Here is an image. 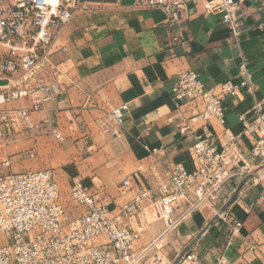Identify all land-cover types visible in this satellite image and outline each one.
I'll return each instance as SVG.
<instances>
[{
  "label": "crops",
  "instance_id": "obj_1",
  "mask_svg": "<svg viewBox=\"0 0 264 264\" xmlns=\"http://www.w3.org/2000/svg\"><path fill=\"white\" fill-rule=\"evenodd\" d=\"M81 1L91 8L77 12L57 34L51 64L42 72L45 82H58L64 93L46 111L32 115L47 124L46 131L8 147L9 172L52 169L62 183L78 179L85 187L96 188L119 216L136 193L159 188L164 169L152 150H163L165 163L194 168L191 140L169 122L176 115L172 88L181 72L196 71L206 88L237 83L242 52L264 97V0H237L241 48L220 16L204 13L206 0H185L179 24H170L161 9L138 8L137 0ZM124 104L129 106L125 124L104 130L101 119ZM250 105L248 96L227 101L231 130L239 131L237 116ZM55 129L61 140L52 134ZM245 154L255 165L248 150ZM126 179L132 180V190L123 194ZM148 206L147 202L139 215L124 220L129 228L141 231L138 250L165 230L162 221L147 220ZM182 210L185 205L173 217ZM237 222L243 227L227 251ZM188 247L196 251L200 264H216L225 251L229 264H264V188L245 189L243 181H232L218 202L189 216L145 264H155L156 254L162 256L160 264H176Z\"/></svg>",
  "mask_w": 264,
  "mask_h": 264
},
{
  "label": "built area",
  "instance_id": "obj_2",
  "mask_svg": "<svg viewBox=\"0 0 264 264\" xmlns=\"http://www.w3.org/2000/svg\"><path fill=\"white\" fill-rule=\"evenodd\" d=\"M136 5L141 9H161L170 24H179L187 3L137 0ZM90 8L91 4L81 0H0L2 168L11 166L7 153L11 144L46 131L47 124L36 122L32 115L46 111L64 91L58 82H45L42 72L51 64L50 50L57 34L77 12ZM203 11L220 16L241 48L239 1L206 0ZM237 79V83L206 88L196 71L178 75L172 88L176 115L169 122L191 140L194 168L165 163L163 150H152V156L164 169L159 188L136 193L121 208L119 216L114 215L111 204L75 179L70 197L84 212L68 222L54 171L0 174V264H145L149 254L160 250L163 240L189 216L218 202L232 181H243L245 189L264 188V97L259 95L242 52ZM244 96L251 99V105L238 114L240 129L235 132L228 127L226 103ZM22 102L29 106H22ZM128 112L127 104L108 112L101 119L102 128L108 131L122 127ZM52 134L62 139L57 129ZM245 150L256 161L255 165L248 163ZM131 188L132 180H124L122 192ZM147 202L165 230L149 246L138 250L136 243L141 231L129 228L124 220L139 215ZM182 205L185 210L173 217ZM219 218L227 219L223 214ZM242 227V222L235 224L227 251ZM226 253L217 256L216 264H229ZM180 262L200 264L196 251L190 247L183 251ZM154 263H162L160 254L154 255Z\"/></svg>",
  "mask_w": 264,
  "mask_h": 264
},
{
  "label": "rangeland",
  "instance_id": "obj_3",
  "mask_svg": "<svg viewBox=\"0 0 264 264\" xmlns=\"http://www.w3.org/2000/svg\"><path fill=\"white\" fill-rule=\"evenodd\" d=\"M0 85H1V83H0ZM19 160H22V159L20 158ZM9 170H10V168L5 169V168H2L1 165H0V174H8V173H10ZM49 170H52V169H49ZM52 171L55 172V170H52ZM57 181H58V179H57ZM58 183H59V186H60L62 200H63V202H64V204H65V206L67 208V217H66L67 218V221L68 222H72L74 219L78 218L84 212V209L78 207L77 204L70 197V188H71L72 182L70 184L68 182L62 183L59 180ZM121 188H122V186H121ZM87 189H89V191L91 193H93V194L96 193L95 195L96 196H99V198H102L101 195H100V193H98V191L96 190V188H91V189L90 188H87ZM130 190H132V188ZM130 190H128L127 192H129ZM124 191H125V193H124ZM127 192H126V190H123V193L124 194H126ZM132 198L130 200H132ZM148 207H150V208H148L146 210L147 220L150 223L160 222V221H158V219L156 217V214H155V211L153 210V208L150 205Z\"/></svg>",
  "mask_w": 264,
  "mask_h": 264
},
{
  "label": "water",
  "instance_id": "obj_4",
  "mask_svg": "<svg viewBox=\"0 0 264 264\" xmlns=\"http://www.w3.org/2000/svg\"><path fill=\"white\" fill-rule=\"evenodd\" d=\"M180 262V258L178 259V262L176 264H178Z\"/></svg>",
  "mask_w": 264,
  "mask_h": 264
}]
</instances>
